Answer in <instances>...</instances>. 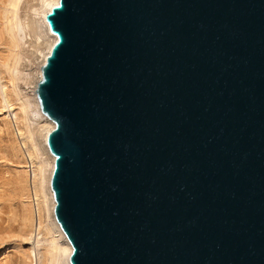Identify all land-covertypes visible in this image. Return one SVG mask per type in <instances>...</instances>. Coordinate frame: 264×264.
<instances>
[{
	"label": "water",
	"instance_id": "obj_1",
	"mask_svg": "<svg viewBox=\"0 0 264 264\" xmlns=\"http://www.w3.org/2000/svg\"><path fill=\"white\" fill-rule=\"evenodd\" d=\"M36 83L71 264H264V0H59Z\"/></svg>",
	"mask_w": 264,
	"mask_h": 264
},
{
	"label": "bare ground",
	"instance_id": "obj_2",
	"mask_svg": "<svg viewBox=\"0 0 264 264\" xmlns=\"http://www.w3.org/2000/svg\"><path fill=\"white\" fill-rule=\"evenodd\" d=\"M58 1L0 0V106L17 124L20 144L13 143L12 151L25 157L14 176L21 195L16 202L19 233L26 243L20 264H71L72 244L55 216L50 184L55 156L47 135L54 121L42 111L35 90L41 65L57 40L46 14ZM7 120L3 126L10 124ZM18 246L10 244L3 252Z\"/></svg>",
	"mask_w": 264,
	"mask_h": 264
},
{
	"label": "rangeland",
	"instance_id": "obj_3",
	"mask_svg": "<svg viewBox=\"0 0 264 264\" xmlns=\"http://www.w3.org/2000/svg\"><path fill=\"white\" fill-rule=\"evenodd\" d=\"M5 111L0 106V126L3 130L0 133V223L2 224H0V253L3 254L0 256V264H20L22 250H25L24 246L26 243L20 237L21 219L20 212H18L20 204L18 205L16 202L20 203L19 197L21 195L19 194L20 186L17 185L14 176L15 171H17L16 165L22 160L24 163L25 157L22 154L19 158L12 151V144L15 143L18 145V143L20 144V140L16 130L17 124L15 119H8ZM3 120H7L12 125L7 124L8 126H3ZM19 146L21 147V145ZM21 152L23 153V151H19L20 154ZM10 244H20V246L15 248L9 247L10 249H7L8 252L4 253L3 248Z\"/></svg>",
	"mask_w": 264,
	"mask_h": 264
}]
</instances>
